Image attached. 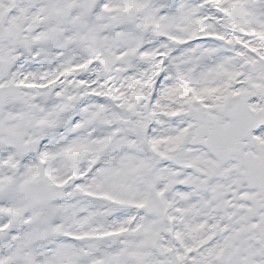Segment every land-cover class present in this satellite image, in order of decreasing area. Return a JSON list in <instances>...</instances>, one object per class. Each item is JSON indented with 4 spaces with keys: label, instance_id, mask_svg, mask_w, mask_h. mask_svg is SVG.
Here are the masks:
<instances>
[{
    "label": "snow or ice",
    "instance_id": "obj_1",
    "mask_svg": "<svg viewBox=\"0 0 264 264\" xmlns=\"http://www.w3.org/2000/svg\"><path fill=\"white\" fill-rule=\"evenodd\" d=\"M0 264H264V0H0Z\"/></svg>",
    "mask_w": 264,
    "mask_h": 264
}]
</instances>
